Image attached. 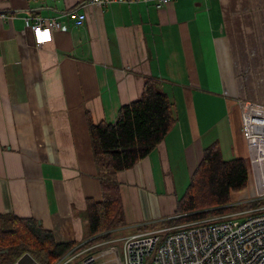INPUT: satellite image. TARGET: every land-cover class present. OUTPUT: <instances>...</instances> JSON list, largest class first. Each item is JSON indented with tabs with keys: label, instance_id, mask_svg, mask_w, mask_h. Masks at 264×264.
I'll use <instances>...</instances> for the list:
<instances>
[{
	"label": "crops",
	"instance_id": "crops-1",
	"mask_svg": "<svg viewBox=\"0 0 264 264\" xmlns=\"http://www.w3.org/2000/svg\"><path fill=\"white\" fill-rule=\"evenodd\" d=\"M37 16L61 21L44 43ZM262 65L264 0H0V211L83 241L87 200L102 198L88 119L115 123L153 76L177 121L118 180L125 226L174 216L205 147L219 140L225 158L243 157L227 97L264 103L246 85Z\"/></svg>",
	"mask_w": 264,
	"mask_h": 264
},
{
	"label": "trees",
	"instance_id": "trees-1",
	"mask_svg": "<svg viewBox=\"0 0 264 264\" xmlns=\"http://www.w3.org/2000/svg\"><path fill=\"white\" fill-rule=\"evenodd\" d=\"M97 176L102 198H88L84 240L58 242L52 229L36 217H22L0 211V264H14L30 253L40 264H57L66 255V264H80L87 246L113 238L126 225L118 172L132 168L147 156L174 127V101L157 78L146 76L141 95L123 104L115 123L88 119ZM249 164L245 157L227 159L219 140L204 149L186 192L178 201V221L225 212L233 193L246 188Z\"/></svg>",
	"mask_w": 264,
	"mask_h": 264
},
{
	"label": "built area",
	"instance_id": "built-area-1",
	"mask_svg": "<svg viewBox=\"0 0 264 264\" xmlns=\"http://www.w3.org/2000/svg\"><path fill=\"white\" fill-rule=\"evenodd\" d=\"M91 1L105 5L133 0ZM169 1L158 0V5ZM71 12L75 24L83 25L86 12ZM30 26L38 42L44 43L52 39L61 21L37 16ZM240 107L256 197L235 201L230 206L235 208L219 214L183 221L175 214L159 227L140 224L135 231L87 246L75 254L85 252L80 264H264V103L241 99Z\"/></svg>",
	"mask_w": 264,
	"mask_h": 264
},
{
	"label": "rangeland",
	"instance_id": "rangeland-1",
	"mask_svg": "<svg viewBox=\"0 0 264 264\" xmlns=\"http://www.w3.org/2000/svg\"><path fill=\"white\" fill-rule=\"evenodd\" d=\"M259 75L260 76H256L254 78L252 83H251V80H252L253 76L249 75L246 78V85H247V81H249V87L247 86V88H250L249 89V95L252 99L264 102V65H262V68L259 72ZM256 82H257V84H256ZM256 88L257 89L260 88L259 92H258V90H256ZM227 99H228V103L230 104L231 102H233V106L235 107V105H236L237 110H238V111H235L234 113L231 112L228 115L231 119L230 135L233 136L232 142L234 141V136H236V138L238 139V144H235V142H234V144L236 146H239L242 143V141H241V138H242V140L244 142V144L241 145L243 147V153L239 152V155L240 154L243 155V157H245V159L247 160V162L249 164V152L247 151V146H246V143L244 141V136H243V131H242V115H241V108H240L239 100L237 102V101L233 100L231 97H227ZM235 129L238 131V133ZM222 139H223V142L225 144L226 143L225 138H222ZM256 194H257L256 182H255L253 170H252V167L250 164L249 165V180H248V184H247L246 188L243 190L235 191L233 193L232 197H233L234 201L238 202V201L250 200V199L256 197ZM216 214H219V213H216ZM212 215H214V214H212ZM146 223H148L149 227H151V228L152 227H159L162 224V222H159V221H157V222H146ZM133 229L134 228H130V227L125 226L122 230H120L119 232H116L114 237H118V236H121L123 234H127L129 232L137 230V228L135 230H133ZM84 254H85V252H83L81 254V256ZM70 256H72V255L64 256L61 260L58 261L57 264H66L68 262L66 259Z\"/></svg>",
	"mask_w": 264,
	"mask_h": 264
},
{
	"label": "water",
	"instance_id": "water-1",
	"mask_svg": "<svg viewBox=\"0 0 264 264\" xmlns=\"http://www.w3.org/2000/svg\"><path fill=\"white\" fill-rule=\"evenodd\" d=\"M14 264H40L30 253L23 254Z\"/></svg>",
	"mask_w": 264,
	"mask_h": 264
},
{
	"label": "bare ground",
	"instance_id": "bare-ground-1",
	"mask_svg": "<svg viewBox=\"0 0 264 264\" xmlns=\"http://www.w3.org/2000/svg\"><path fill=\"white\" fill-rule=\"evenodd\" d=\"M206 216H209V215H205V216H203V217H206ZM199 218H201V217H199ZM196 219V218H195Z\"/></svg>",
	"mask_w": 264,
	"mask_h": 264
}]
</instances>
